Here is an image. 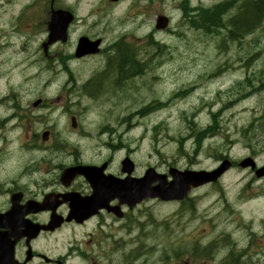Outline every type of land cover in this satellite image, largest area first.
I'll list each match as a JSON object with an SVG mask.
<instances>
[{"label":"rangeland","instance_id":"rangeland-1","mask_svg":"<svg viewBox=\"0 0 264 264\" xmlns=\"http://www.w3.org/2000/svg\"><path fill=\"white\" fill-rule=\"evenodd\" d=\"M30 0H24L22 3L15 5L11 2L10 5L5 7V15L15 18L20 10V8L28 3ZM93 0H69V4L77 12L79 16H85L91 6ZM214 1L219 0H210L208 4L214 3ZM185 9H199L198 7L185 2ZM232 12V10H228ZM148 14V12H145ZM117 15L120 12L116 13ZM25 13L23 14V17ZM170 18H173V14H169ZM3 18V15L0 16V19ZM90 18V17H89ZM86 17L84 23H76L73 26L74 33L72 34L71 39L74 40L78 34L88 33L92 26V20ZM132 21V20H130ZM17 19L12 21L0 22V35H12L16 28ZM188 23V22H187ZM119 25L127 24V18L125 15L118 18ZM130 29L133 27L131 24H128ZM148 29H151V23L148 22ZM193 33L188 31H181L182 36L177 35L171 36L170 31H156L157 40L162 39L167 45L166 49L155 50L154 52L158 56H154V61L151 65V70L148 69L144 77L138 78L131 81V78L127 76L125 82H122L123 89H126V99L124 103L126 105L117 104V101L111 102H88L82 100L77 102V105L74 107L66 108L64 113H75L78 116L82 130L89 136L94 139L97 138L99 132H102L101 128L107 126L116 128L118 130H126V135L122 137V141L127 149L134 150V154L130 157L131 160L136 164V175H140L143 171L151 167H158L159 172H165L169 167H176L181 170H200V169H211L215 165V160L212 157L214 154L220 156L224 155V150L227 147V144H231L226 151H230L229 155L234 159H242L247 156L249 153H255L253 157L255 158L256 164L264 165V115L262 119L256 123L251 122V115L256 114L260 116L264 111V91L259 93L249 99L245 100L239 107H235L230 111H222L224 103L216 104L211 102L212 106L207 109L201 110L197 117L194 119L196 125H194V130L205 129L209 124H212L210 111L217 112L218 128L217 134L213 138L205 140V137L199 140V142L194 145V140L190 139L184 143V146L179 150V141L186 133H189L191 125H188L185 115L188 119L191 118L192 110L188 109V104L196 103V99L203 97L207 90L208 85L205 84L201 78L202 72H215L217 68H225L226 71L219 74L220 78L213 79L214 82H217L219 89V101H224L230 97L229 88L235 81H238L245 75V71L241 69L240 63L237 62V58L242 56L241 50H239L235 45H232L226 52L217 53L215 51L216 46H214L210 41L203 38V34L198 30L204 28L200 24L191 25L188 24ZM172 27V26H171ZM173 27H175V22L173 21ZM146 29V31L148 30ZM162 38H160L159 36ZM260 34L250 37L251 48L253 52L259 51L260 47L264 43V38L260 41ZM126 40H130L132 43L138 42L132 36ZM139 46L144 44L138 43ZM33 48V45H31ZM11 52V49H1L0 50V73L6 74L10 68V62L7 59V55ZM66 52V49H64ZM153 54V50H149L147 54L141 50L138 57V62L142 61L144 58L148 59ZM145 55V56H143ZM259 58L256 61L252 62L253 70H262L264 73V50L259 53ZM107 58L109 56L107 55ZM99 61V58H94L91 61L84 62H70L68 64L69 70L74 72L73 80L88 78L93 74V70L97 68L96 65ZM151 64V60L148 61ZM226 63L228 64L226 66ZM231 65L233 69L231 68ZM140 69L139 66L134 65L131 70ZM34 70L33 68L31 71ZM205 76V75H202ZM9 81V85H14L19 82V74L17 70L2 75L0 81H4V85ZM51 76L46 75V78L42 79L40 86L43 85V82H49ZM29 78L32 79V73ZM156 78V79H154ZM208 81V79H205ZM64 81V79H63ZM258 81V80H256ZM33 87L37 86V81L33 80ZM195 82L196 84H190ZM180 86V87H179ZM215 86H212V95L206 97H214ZM182 91L184 96L188 101L187 104L184 102L171 104V98H169L173 90ZM49 95L53 94V88L48 89ZM21 95L23 91L20 92ZM20 96V94L17 93ZM37 96V95H36ZM117 96H120V91L117 89ZM157 99L162 103H166V107L162 110L153 112L150 116H146L143 119L137 116L138 113H141L139 110L146 103L151 102L153 99ZM238 101V99H235ZM51 107H58V102L56 99L53 100ZM136 112V113H135ZM44 114L45 112H39V114ZM67 116L64 114L62 122H58L61 126L60 130L62 134L66 137L68 132L71 131L68 123L65 122ZM119 118H129L127 125L117 126V121ZM252 124L250 137L248 139L251 144L250 148L245 146L246 141L244 139L245 134L242 130ZM47 125V124H46ZM95 125H97L95 127ZM45 125H40L37 129L44 128ZM159 130V135H157L158 144L153 145V138L155 137L152 132V128ZM142 140L140 141V139ZM8 139H17L19 146L27 144L23 140V135L15 132ZM103 139H107L106 135L103 136ZM39 145V144H38ZM49 145L41 146L40 149L47 150ZM47 148V149H46ZM101 144L97 141H81L80 142V156L83 160H89L93 154H97V158H94V162L99 164L100 160L108 156L107 153H102ZM117 145L113 146V151L115 152L118 149ZM194 149L199 153L194 156ZM16 147L7 143L6 152L0 154V182H2L5 176L12 175V162L14 157V151ZM158 153H157V152ZM102 153V155H100ZM125 152L119 151L111 158V171L114 174H118L120 169V162L123 159ZM29 153H20L17 157L18 163H27L30 162ZM61 159L60 166H68L71 163V160L59 154ZM35 164H30L21 170L22 173L33 175L36 174ZM53 168L51 164H47L46 167L42 168L36 176L42 179L43 172L45 169ZM6 170V175H3V170ZM57 170H60L59 167ZM18 174V173H16ZM243 178L239 182V185L242 186L246 180V176H250L249 173L240 172L238 170H232L226 176V181L230 183V186L233 185L241 176ZM246 175V176H244ZM264 182V181H263ZM223 184H225L223 182ZM19 188L21 191L27 194L26 188L23 185H14L9 191V193L0 200V212L5 211L8 208L9 195L11 191L15 188ZM74 187L86 189V185L79 182L75 184ZM2 186L0 185V190ZM48 190H62L61 186H53L48 188ZM234 191V190H233ZM258 192V191H257ZM28 195V194H27ZM193 198L192 208L194 211L184 212V206L180 204H159V203H147L139 207V209L134 210L131 213H128L126 219L125 228L116 234L114 238L107 239L108 235H105L108 232V228L113 225L119 226L121 222H115L113 216H105L104 220L100 223L102 226H97L93 228L92 224L87 225V230L82 228H64L57 235V242L54 245L56 249H50L45 252L40 250L41 254H45L46 259L51 261H61L60 256L64 254L67 250L69 244H65L71 236H74L78 241L79 250H83L88 253L84 264H126L129 260L130 255H133L138 249L140 243H148L149 245L156 246L160 251L163 248H167V240L170 243H173L177 246H183L188 244L193 240L197 232L208 231L210 227L214 232L227 229L228 231H236L238 225L231 223L235 217H231L227 213L226 207L221 205L220 194L217 188L208 187L206 189H201L197 191ZM34 197V195H28ZM183 205V204H182ZM248 210L250 206H245ZM183 213V214H182ZM212 219V222L208 220ZM228 221V223H225ZM178 222H181L182 230L179 227ZM241 230V229H240ZM144 231V232H142ZM89 233V234H88ZM88 234V235H87ZM145 234L146 237H143ZM87 235V236H86ZM167 237V239H166ZM188 237V238H187ZM129 240L128 244H123L124 241ZM218 241V239H216ZM123 242V243H122ZM206 242L201 243L205 245ZM64 245L62 246V244ZM233 245H228L223 248H220V244L213 243L205 247V250L202 253L197 251H191V254L196 257L197 263H204L206 257L210 255L214 262H218L222 259L230 262H238L236 257L230 255L229 251ZM65 248V249H64ZM132 252V254H129ZM157 255H159L157 253ZM203 255V256H202ZM153 260H150L149 263L155 262V257L152 256ZM150 258V259H152ZM63 264H80L82 263L81 259L77 256L67 257L63 260ZM44 264L42 259L35 258L33 264ZM62 263V261H61ZM165 263V262H164Z\"/></svg>","mask_w":264,"mask_h":264},{"label":"flooded vegetation","instance_id":"flooded-vegetation-1","mask_svg":"<svg viewBox=\"0 0 264 264\" xmlns=\"http://www.w3.org/2000/svg\"><path fill=\"white\" fill-rule=\"evenodd\" d=\"M123 1L124 0H118L116 3H113L110 0H106L105 4L108 8H113ZM131 2H135V0H131ZM129 4L130 1L128 2L126 9L127 11L131 12L130 16H134L136 18L138 14L137 11H140L141 13L143 12L144 8L142 9L138 7L139 2L135 5ZM52 8L70 10L73 12L72 14L74 16L73 24L82 22V20L79 19L77 12L74 11L72 6L69 4L68 0H55L54 2L50 1L49 11H51ZM147 12L150 11L148 10ZM1 15L6 17L4 11L0 8V16ZM11 20L14 21L13 18ZM108 24L110 27H113L114 21L108 20ZM15 25L16 28L12 37L10 35H0V50L11 49V52L7 55V59L10 62V68L6 74H9L14 70H17L19 74V82L14 85H9V81H7L6 77L5 80L7 81V84L4 85V81H0V154H7L5 151L7 143L18 142L17 139H8L15 132H17L23 135V140L27 143L25 145L32 154L30 155V158L31 161L35 163V167H37L36 174H38L42 168L46 167L47 164H51L53 168L42 171L44 177L40 179L33 177L36 176V174L28 175L22 173L21 170L16 171L14 168L13 157L12 175H9V177L12 179V183L29 187L28 189L26 188V190L36 193L34 199L37 201L43 200L44 197L50 194H62L63 192L70 190L75 192L73 190V186L79 182L86 185V190L89 193L90 188L82 177L76 176L71 180L65 181V184L71 185L70 189H65L61 186L63 185V181L61 171L62 165L60 166L61 159L59 154H62V152L57 149L62 146L63 142H71L69 138L62 134L60 130V127L63 125L62 119L65 114L67 116L65 122L68 123L69 127H71L72 119L78 121V116L75 113H64L68 106L74 107L77 105V101H75L73 93L74 72L68 70L69 67L67 68L66 64L74 60V51L76 48L75 43H77L80 37H88L92 41L100 39V52L96 56H86L81 60H75V62L84 61L95 57L104 58V51L106 49H108V51H112L110 49H116L118 44L105 48V37H100V35L94 36L92 33L88 32L78 34L73 42H69L68 39L67 44L65 45L57 42L48 47L45 45L48 38L46 9L43 13L30 20L28 24L21 25L20 23H16ZM72 27L73 25L68 30L69 36L74 33ZM123 35L124 34H122L120 31L114 41H117L119 38H122L124 41L125 39ZM31 45H33V48H31ZM68 46L70 47L68 59L63 60V47ZM116 55L117 54H114L112 58L125 61V57L122 54H119L117 58ZM1 67L2 66L0 65V68ZM32 68L34 70L31 71ZM31 73L32 79L29 78ZM6 74H2L1 72L0 78L2 75L6 76ZM46 75L51 76L49 82H43V85L40 86L42 79L46 78ZM33 80L37 81V86L35 87H33ZM50 88H53L54 91L51 95H49L48 91ZM21 91H23L22 95L20 93ZM17 93L20 94V96L17 95ZM54 99L57 100L58 107L53 108L51 107V104L53 103ZM39 112L45 113L39 114ZM58 122L61 123V126L58 124ZM40 125H45V127L38 130L37 127ZM96 126L97 125H95V127ZM78 128H80L79 123H77V127L74 130L75 133L77 132ZM101 129L102 132L106 131L104 128ZM120 138L121 137H118V139ZM38 144L41 146L49 145L48 150L40 149ZM117 147L119 146L117 145ZM111 151L114 152L113 150ZM116 151H118V149H116L115 152ZM94 158H97V155L93 154L89 160L81 162L80 165L100 166L101 164L106 163L108 167L104 174L109 175L113 173L111 168H109L111 159H102L100 160L99 164H96V162H94ZM70 160L71 163L69 164V167L79 165V163L75 162L74 159ZM58 167L60 170H57ZM5 173L6 170L4 169L3 174ZM112 175L119 179L125 178V175L121 174V169H119L118 174ZM56 185L61 186L62 190L46 191L48 188ZM61 208H65V213L62 214V216H65L67 213L66 205L62 206ZM123 210L126 211V209ZM29 217L30 216L27 215L26 219H29ZM101 217V215L97 216V218ZM126 219L127 216L123 212L121 220H115V222L119 221L121 224L119 226L113 225L112 227L108 228L107 239L114 238L117 233L125 228ZM9 226V231L14 232L12 222L9 223ZM262 227L263 229L258 232V236H260L259 239H255L256 236L253 233L252 234L254 236H251L249 233H245L242 237H240L236 244H230L233 245V247L237 244L247 245V249L245 251L246 255H238L236 257L238 262L225 264H264V226ZM49 236L50 234L48 233L41 234L36 240L38 243L37 247L41 248L39 243H41L44 238ZM24 243V240L17 242L15 247V252L17 250L16 255H21V246L23 245L25 250L29 248L31 259H34L37 256L38 249H31V243L28 244V241L26 242L27 245ZM251 250L252 254H249ZM170 251L172 252V258H170L166 263H149L150 260H153L152 256L140 255L139 262H127L126 264H200L197 262H191L190 259L187 258L182 259L181 256L175 258L174 251L172 249ZM71 254L80 257L79 253H67L65 257ZM39 257L43 260L44 264H62L61 261H51L43 256Z\"/></svg>","mask_w":264,"mask_h":264},{"label":"water","instance_id":"water-1","mask_svg":"<svg viewBox=\"0 0 264 264\" xmlns=\"http://www.w3.org/2000/svg\"><path fill=\"white\" fill-rule=\"evenodd\" d=\"M58 14H54L53 16V22L50 25V30L53 35V39L55 38V34L58 30V26L60 25V21L62 18L58 17ZM160 26H164V22H160ZM98 46V41L94 43H90L87 39H82L79 43L78 49H77V55L82 56L89 53H96V47ZM128 162V161H126ZM127 166H129V163H126ZM252 167L253 164L250 160H245L240 164V167ZM229 167L228 163H223L220 170L214 172L211 174H205L203 172L200 173H185L183 175L176 176L173 181L169 184L168 187L165 186L164 183V177H160L159 180L154 177V175L151 173L152 171H148L145 174L144 179L142 182H138L135 185L136 192H131L130 188L128 186L121 187L119 189H116L113 187L112 183H103L102 181L93 180L92 174L88 168H83L82 175H84L87 180L94 186H96L101 191L104 190L107 193L111 194H117L118 198L123 202L128 204L130 207L134 206L135 204L141 202L143 199L146 198H155L159 197L162 200H178L182 199L187 191L189 190L190 186L196 187L200 184L209 182V181H215L219 174L226 170ZM75 174H77L75 172ZM257 177L264 176V168L256 172ZM158 181L160 184L155 188H150V184ZM131 186V185H130ZM135 190V189H134Z\"/></svg>","mask_w":264,"mask_h":264},{"label":"trees","instance_id":"trees-1","mask_svg":"<svg viewBox=\"0 0 264 264\" xmlns=\"http://www.w3.org/2000/svg\"><path fill=\"white\" fill-rule=\"evenodd\" d=\"M230 9H235V12L227 23H223L221 15ZM263 21L264 0H231L224 6L218 5L212 10H207L206 12L201 11L197 24H203L207 34L215 32L218 28H225L228 37L238 40L243 38L246 34L253 32L256 28L262 27ZM195 24L194 22V25ZM136 63L140 65L137 61ZM119 65L120 67H117L118 70L119 68H123L121 63H118V66ZM125 68L128 69L129 66L127 65ZM141 73V67L140 69L126 71V75L130 78ZM197 136L203 138L206 136V132H199ZM198 142L199 141H197V143Z\"/></svg>","mask_w":264,"mask_h":264},{"label":"bare ground","instance_id":"bare-ground-1","mask_svg":"<svg viewBox=\"0 0 264 264\" xmlns=\"http://www.w3.org/2000/svg\"><path fill=\"white\" fill-rule=\"evenodd\" d=\"M230 10H232V9H230ZM186 11H187V13H189L191 15V17L187 19L188 24L194 25V22L197 24L199 21L200 12L202 10L201 9H191V10H186ZM196 24H195V26H196ZM200 25H202L204 27L203 24H200ZM156 31H159V32L160 31H168V29L163 27V26H158L156 28ZM151 43H152V38H151ZM140 51H141V49L138 47L131 46V45H124L121 47H117L116 49H113L112 51L107 53V55L110 58L109 60L112 64V66H114L116 68L120 67V65L118 66V63L119 64L121 63V65L123 66V68H121V70L123 71V74L121 77L122 82H125V80L127 78L126 71H130L134 65L139 66L136 63V61H138ZM114 54H122L125 57V61H121V60L112 58V56ZM143 56H145V55H143ZM127 65L129 66L128 69L125 68V66H127ZM45 83H47V82H45Z\"/></svg>","mask_w":264,"mask_h":264}]
</instances>
